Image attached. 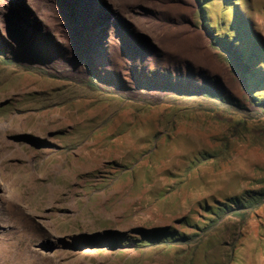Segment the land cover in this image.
Listing matches in <instances>:
<instances>
[{
  "label": "rangeland",
  "instance_id": "obj_1",
  "mask_svg": "<svg viewBox=\"0 0 264 264\" xmlns=\"http://www.w3.org/2000/svg\"><path fill=\"white\" fill-rule=\"evenodd\" d=\"M62 3L0 0V32L14 27L12 17L28 31L34 23L37 34L62 43L61 31L70 29ZM238 3L251 11L264 36V0ZM88 5L91 15L109 14L107 28H95L98 34L105 29L109 63L122 64L121 40L129 32L133 44L127 51L138 71L174 75L187 67L216 76L225 94L243 98V87L209 44L198 0H88ZM29 69L0 63V264H122L124 258L63 242L163 224L190 214L211 195H237L264 174V148L236 139L225 159L200 166L157 201L189 160L219 149L224 129L212 112L235 108L190 95L117 93L90 85L68 68ZM244 113L259 128L253 134L263 138L264 112ZM117 167L134 172L102 187L101 180L113 178ZM242 231L220 245L231 249L230 264H264V206ZM215 255L217 249L208 257ZM153 256L145 255V263L161 264Z\"/></svg>",
  "mask_w": 264,
  "mask_h": 264
},
{
  "label": "trees",
  "instance_id": "obj_2",
  "mask_svg": "<svg viewBox=\"0 0 264 264\" xmlns=\"http://www.w3.org/2000/svg\"><path fill=\"white\" fill-rule=\"evenodd\" d=\"M71 1L79 20V40L69 29L61 31L63 42L57 43L48 34H37L34 23L31 31H28V27L17 25L11 17L8 20L14 27L0 32V63L9 67L18 66L26 71L33 65L68 68L90 85L101 84L117 93L146 90L190 95L235 108L233 111H211L224 129L222 138L217 140L219 149L202 151L189 160L184 172L171 177L173 185L159 192L157 201L182 186L200 166L225 159L233 140L250 141L264 148V135L260 138L253 134L258 126L250 124V118L244 113L251 108L264 112V36L260 27L253 24L251 11L242 8L238 0H198V3L201 19H205L203 26L211 36L210 46L245 91L241 100L225 94L226 88L216 76L195 73L187 67L184 72H174V75L159 74L157 70L148 74L138 71L134 57L127 51V46L133 44L129 32L121 40L122 64L109 63L104 33L109 14L99 11L91 15L88 0ZM101 24L104 28L99 29L98 34L95 28ZM259 132L264 133V127ZM112 169L113 178L104 177L102 187L109 186L123 174L134 172L133 167L125 171L119 167ZM262 206L264 174L253 177L248 187L237 195H211L198 202L197 209L190 214L173 217L163 224L139 225L128 231L116 229L83 238L73 237V242L65 240L63 246H78L121 257L124 258L122 264H146L143 259L145 255H154V259H159L161 264H230L232 251L221 248L223 246L220 245L228 244L222 240L232 236L234 241L243 235L242 229ZM191 215H195V219ZM215 249L217 255L210 259L208 254ZM132 254L139 258H130Z\"/></svg>",
  "mask_w": 264,
  "mask_h": 264
},
{
  "label": "water",
  "instance_id": "obj_3",
  "mask_svg": "<svg viewBox=\"0 0 264 264\" xmlns=\"http://www.w3.org/2000/svg\"><path fill=\"white\" fill-rule=\"evenodd\" d=\"M63 4V14L66 18V20L70 24V29L74 31V33L77 35L76 39L80 36V30H79V20L78 17L74 11L73 6L71 5V0H62Z\"/></svg>",
  "mask_w": 264,
  "mask_h": 264
}]
</instances>
